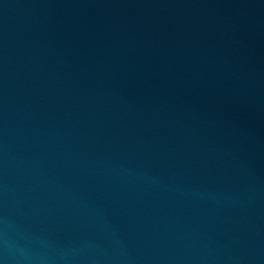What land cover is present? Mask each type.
<instances>
[{
  "label": "water",
  "instance_id": "95a60500",
  "mask_svg": "<svg viewBox=\"0 0 264 264\" xmlns=\"http://www.w3.org/2000/svg\"><path fill=\"white\" fill-rule=\"evenodd\" d=\"M0 264H264V0H0Z\"/></svg>",
  "mask_w": 264,
  "mask_h": 264
}]
</instances>
